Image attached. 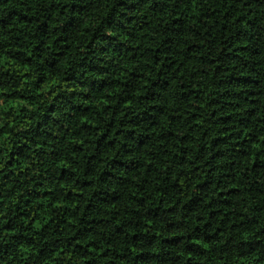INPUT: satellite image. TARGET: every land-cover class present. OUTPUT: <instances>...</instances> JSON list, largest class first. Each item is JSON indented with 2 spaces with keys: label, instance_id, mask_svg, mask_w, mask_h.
Returning <instances> with one entry per match:
<instances>
[{
  "label": "clouds",
  "instance_id": "9594fccd",
  "mask_svg": "<svg viewBox=\"0 0 264 264\" xmlns=\"http://www.w3.org/2000/svg\"><path fill=\"white\" fill-rule=\"evenodd\" d=\"M0 264H264V0H0Z\"/></svg>",
  "mask_w": 264,
  "mask_h": 264
}]
</instances>
